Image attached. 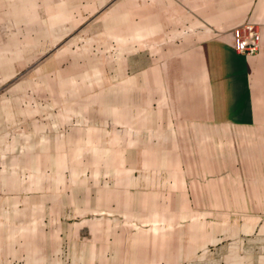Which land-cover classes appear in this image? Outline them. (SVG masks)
<instances>
[{
    "label": "crops",
    "instance_id": "0c3cea01",
    "mask_svg": "<svg viewBox=\"0 0 264 264\" xmlns=\"http://www.w3.org/2000/svg\"><path fill=\"white\" fill-rule=\"evenodd\" d=\"M208 164L264 218V0H0V264H158Z\"/></svg>",
    "mask_w": 264,
    "mask_h": 264
},
{
    "label": "rangeland",
    "instance_id": "374dc122",
    "mask_svg": "<svg viewBox=\"0 0 264 264\" xmlns=\"http://www.w3.org/2000/svg\"><path fill=\"white\" fill-rule=\"evenodd\" d=\"M224 131L232 130L225 128ZM31 157L35 163L45 157L48 167L52 162L60 164L61 175L67 178L72 177L66 166L73 165L75 173L77 163L82 175L86 173L87 157L93 159V163L98 162L96 155ZM212 166L207 165L206 180L202 179L206 186L202 180L194 178L198 171L191 172L193 178L189 183L197 184L191 187L194 192L191 202L168 204V209L159 212L167 216L153 220L159 227L158 264H264V218L249 216L246 196L241 194L243 188L233 186L237 180L230 177V171L221 173ZM31 173L36 174L34 170Z\"/></svg>",
    "mask_w": 264,
    "mask_h": 264
},
{
    "label": "built area",
    "instance_id": "2783aa9c",
    "mask_svg": "<svg viewBox=\"0 0 264 264\" xmlns=\"http://www.w3.org/2000/svg\"><path fill=\"white\" fill-rule=\"evenodd\" d=\"M260 28L255 22H246L235 27L232 31V46L244 54H253L260 47Z\"/></svg>",
    "mask_w": 264,
    "mask_h": 264
}]
</instances>
